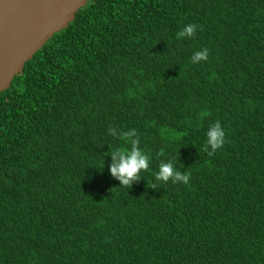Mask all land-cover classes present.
<instances>
[{
	"label": "trees",
	"instance_id": "trees-1",
	"mask_svg": "<svg viewBox=\"0 0 264 264\" xmlns=\"http://www.w3.org/2000/svg\"><path fill=\"white\" fill-rule=\"evenodd\" d=\"M0 264H264V0H91L49 39L0 94Z\"/></svg>",
	"mask_w": 264,
	"mask_h": 264
},
{
	"label": "water",
	"instance_id": "water-1",
	"mask_svg": "<svg viewBox=\"0 0 264 264\" xmlns=\"http://www.w3.org/2000/svg\"><path fill=\"white\" fill-rule=\"evenodd\" d=\"M91 0H0V94Z\"/></svg>",
	"mask_w": 264,
	"mask_h": 264
},
{
	"label": "clouds",
	"instance_id": "clouds-1",
	"mask_svg": "<svg viewBox=\"0 0 264 264\" xmlns=\"http://www.w3.org/2000/svg\"><path fill=\"white\" fill-rule=\"evenodd\" d=\"M198 25L189 24L178 33V38H191L196 34ZM209 56V49L204 48L196 51L191 57L192 64H198L206 61ZM113 136H123L130 141L131 146L127 150L117 148L110 150L111 163L109 171L112 177L120 181V185H131L134 181L142 179V173L150 168L152 156L145 152L140 146L137 132L133 129L124 133H118L115 129L110 130ZM205 151L209 156H213L225 143L226 132L219 121L209 125L206 133ZM155 179L161 182L173 183L183 182L187 184L190 180V174L182 172L171 160L162 161L159 165V171L156 173Z\"/></svg>",
	"mask_w": 264,
	"mask_h": 264
}]
</instances>
